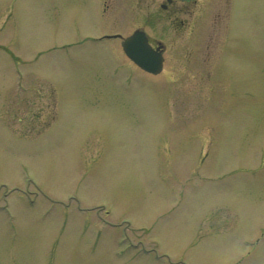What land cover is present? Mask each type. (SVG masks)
<instances>
[{"label":"rangeland","instance_id":"1","mask_svg":"<svg viewBox=\"0 0 264 264\" xmlns=\"http://www.w3.org/2000/svg\"><path fill=\"white\" fill-rule=\"evenodd\" d=\"M163 3L0 0V264H264V0Z\"/></svg>","mask_w":264,"mask_h":264},{"label":"water","instance_id":"2","mask_svg":"<svg viewBox=\"0 0 264 264\" xmlns=\"http://www.w3.org/2000/svg\"><path fill=\"white\" fill-rule=\"evenodd\" d=\"M167 1L170 2L171 0ZM179 1L189 2L194 0ZM122 47L127 57L144 71L151 74H157L161 71L163 62L161 47L157 46L152 49L144 32H134L122 42Z\"/></svg>","mask_w":264,"mask_h":264},{"label":"flooded vegetation","instance_id":"3","mask_svg":"<svg viewBox=\"0 0 264 264\" xmlns=\"http://www.w3.org/2000/svg\"><path fill=\"white\" fill-rule=\"evenodd\" d=\"M164 4H165V0H164V3L160 5V8H163V10L168 9V8L171 7V6H174V4H176V2L167 3L166 5H164ZM184 12H187V10H185ZM181 13H182V12L177 11V13L173 14V20H176V18H175V17H176V14H181ZM183 23H184V22L181 21V25H182ZM151 45H152V47H155V44H154L153 42H151Z\"/></svg>","mask_w":264,"mask_h":264}]
</instances>
